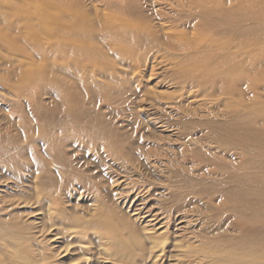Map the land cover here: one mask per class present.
<instances>
[{
    "label": "bare ground",
    "instance_id": "obj_1",
    "mask_svg": "<svg viewBox=\"0 0 264 264\" xmlns=\"http://www.w3.org/2000/svg\"><path fill=\"white\" fill-rule=\"evenodd\" d=\"M163 82L186 98L159 95ZM0 91L20 112L0 120V264H264V0H0ZM140 103L178 112L161 125L194 146L137 144L136 124L114 119ZM77 151L140 173L112 180L125 213ZM183 153L206 167L187 174ZM161 173L171 194L156 208L138 188ZM92 179L94 202L69 206L71 184ZM193 211L207 230L184 238Z\"/></svg>",
    "mask_w": 264,
    "mask_h": 264
},
{
    "label": "rangeland",
    "instance_id": "obj_2",
    "mask_svg": "<svg viewBox=\"0 0 264 264\" xmlns=\"http://www.w3.org/2000/svg\"><path fill=\"white\" fill-rule=\"evenodd\" d=\"M24 1H27V0H24ZM161 6H163V8L165 9L167 5L161 4ZM162 22H167V21L162 20ZM170 24L171 23H166V25L168 26L167 28L172 30V28L169 27V26H171ZM155 80H153V81H155ZM165 83L166 82H163L162 84H165ZM158 89L162 93L159 95H162L163 97L164 96L168 97L170 99V101H172V102H175L176 99L179 97L186 98V95H187V91L185 92V90H182L181 88L172 86L170 84L159 85ZM5 94H6L5 92L0 91V120H2L3 117H7V115H8V117H10L11 119H13L15 121H19L20 120L19 110L12 107L9 103H7L8 100L6 99L7 96ZM3 95H5L6 97H4ZM156 95H157V97H159L158 94H156ZM202 96L203 95H200V94L197 95V97H202ZM191 97H194L192 106L197 105L199 100H196L195 96H191ZM12 98H13V96H12ZM14 99H17V98H14ZM163 99H165V98H163ZM189 99H191V98H189ZM144 103L147 105L148 101H145ZM144 103H142V104L140 103V105H137L136 107H129L128 105H125L124 107H122V109H123L122 112H124L125 114L123 113V114L117 116L116 119H114V121L119 120L121 125H123L127 122L136 124V128H135L136 132H134V136H135V139L137 140V144H139L140 146H143L145 148H149V150L151 147L155 146V144H156V145L172 146V148H174L176 150L177 149H185L184 152H187L186 151L187 149L192 148L194 146V144L191 143L192 141H185V139H179L175 135L176 134V126L164 128L163 125H161V124H163V122L160 121L161 119H163V121H165V119H167L169 123L173 124L172 122H175L174 119H176L177 116L179 115L178 112L175 115H171L169 112V111H171L170 109L163 110L161 107H157V108H155V107H144V105H145ZM23 105H24L23 109H25V114H26V112L31 114L32 109L30 107H32V106L30 105V103L24 102ZM141 105H143V106H141ZM106 106H107V104L102 105V107H106ZM172 111H175V110H172ZM161 112H164L165 115L158 117L159 115H162ZM129 113H130V116L126 117L125 115L129 114ZM172 114H173V112H172ZM204 114L205 115L199 116L197 114L187 113L186 117L192 118L194 121H198L202 118L207 117L206 113H204ZM213 114H215V113L213 112ZM159 118H161V119H159ZM122 120H124V121H122ZM148 125L152 129L154 128V126H158L157 129H163L164 128V130L166 132H161V134H163V136L158 135L159 133H153L151 131V129H148L146 127ZM143 127H145V129H143ZM145 130H147V131H145ZM198 130H200V129H197L196 131H198ZM139 133H141V136ZM166 134L169 136H164ZM200 134H201L200 131H198L197 134L194 133L192 136H196V135H200ZM146 135H147V137H146ZM190 138L191 137H189V139ZM75 147L66 148V150H67V152H69L72 148H75ZM201 149L204 150L205 152H208L207 147L201 146ZM94 154L95 153H92V151H86V152L85 151H77L76 153H73L72 159L75 161L74 165L77 167H80L79 172H81L82 175L83 174H95V175L99 174L100 177L98 178V180L103 184V187L105 190L104 192L107 193V195L111 198V200L118 205V210L121 213L122 212L125 213V210L129 204V202L124 203V205H122L123 201H121V200H122V194L123 193L121 194V196H119L118 194L114 195V193H117L116 191H118V190H116L115 192H113V191L115 189H117V187L119 186L120 183H118V181H120V180L126 179L125 182L127 184L124 187H122V186L119 187V189L121 188L123 190L126 188L128 189V187L131 186L132 184H134V185L139 184L141 182V180H140L141 178L136 179L135 177H139L140 173H138L137 171L127 173V171H123L124 169H122V168L120 170L115 169L114 163L111 161V159H108V158H105L104 160L99 159L98 154H97V156ZM183 154L185 157V161H184L185 167L183 169L186 171L187 174L194 175V173H196L199 170H201L202 168L206 167L204 163H200V162L196 163V160L194 158H192L190 155H188L186 153H183ZM80 157H82V158H80ZM88 157L90 158L89 160H88ZM159 157L161 159H163V158H165V155H161ZM155 159H156L155 157L149 158V160H151V161L155 160ZM110 166H112L113 168H111ZM75 171L77 172V170H75ZM83 171L85 173H83ZM110 177H112V178H110ZM161 177H164V179H165V176L162 173L160 174L159 178H161ZM11 179L12 178L7 179V181H3L5 179L2 178L1 182H5V184L11 183V182H9V180H11ZM115 179H118V181L113 182ZM94 182H96L95 179H92L90 185H86L87 184L86 181H85V183H81L79 181H76V182H74V184H71V185H73L70 189L71 191L65 196L66 197L65 200L68 201V205L72 206L75 204L76 206H78V204H76V203H80V204L82 203L84 206V205H88V204H91L92 202H94L93 198L96 197L95 195L98 193V190H99L93 186ZM151 182L153 184L152 185L148 184V186H147L148 190L147 191L145 190L146 189L145 187L144 188H138V189L142 190V192H145L144 194H142V196H145V197L147 196L146 198H148L150 203L155 205L156 208L157 207L159 208L162 204H164L165 200H167L168 197H170V194H171L170 190H164L163 196L162 197H161V195L158 196V194H159L158 192L162 189V187L166 186V184L168 182L162 181V178H161V180H158V179L151 180ZM135 190H136V187H135L134 191ZM152 192L156 193V195H153ZM150 193L152 195H149ZM86 196H87V199H85ZM131 198H133V196H131ZM165 198H167V199H165ZM196 202L197 201H195L192 206L197 211L202 212L204 209V206H203L204 204H202V203L198 204ZM213 204H220V202H219V200H215V203H213ZM155 207H153V211L151 212V214H154L156 212ZM197 213L198 212H195V211L189 213V216H187L188 218H186V219H189V220H186L187 223L184 221L185 224H182V223L179 224V225H183L186 230L181 231L182 233L179 232L177 234H182L183 237L185 238L186 236L191 234L190 232L194 231L197 234V233H200L201 231H204L205 229L207 230V228H206L207 225L205 224V221L203 219V217L205 216V213L201 214L200 217ZM37 216H39V215H37ZM162 221L163 220H161V222ZM159 224H157V225H159ZM170 225H172V224H170ZM173 229H174V226L170 227L168 232L166 231L167 232L166 235H167L168 239L165 241L166 242L165 247H168V245H169V240L171 239V236H169V235H170L171 231H174ZM208 229H210V228H208ZM52 233H53V231H52ZM46 236L48 237L49 235H46ZM62 239L64 240L63 237L62 238L61 237L56 238V240L52 241L53 242L52 246L62 247L65 244V243H63V244L61 243ZM191 239H193V238H191ZM48 244L49 243H45V246H48ZM72 249H73V245H71V250ZM165 251H166V249H165ZM69 253L70 252H67L61 258H58V256H57V258L60 259V261H62V262H59L56 264H62L64 261H66L67 259H65V257L71 254V253L70 254ZM62 254H63V252L61 253V255ZM73 254H74V252H72V254H71V260L73 259ZM150 260H151V256L147 259L146 264H150ZM164 262H165L164 259H162V261L156 260L154 264H160V263L163 264Z\"/></svg>",
    "mask_w": 264,
    "mask_h": 264
}]
</instances>
